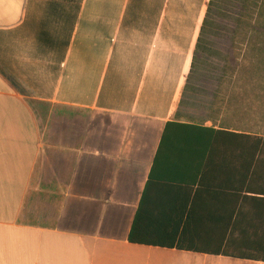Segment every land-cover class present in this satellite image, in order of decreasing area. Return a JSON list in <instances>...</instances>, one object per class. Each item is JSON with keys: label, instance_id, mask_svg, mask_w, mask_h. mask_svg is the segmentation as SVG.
Masks as SVG:
<instances>
[{"label": "crops", "instance_id": "1", "mask_svg": "<svg viewBox=\"0 0 264 264\" xmlns=\"http://www.w3.org/2000/svg\"><path fill=\"white\" fill-rule=\"evenodd\" d=\"M209 1L0 0V264H264L128 242L138 213L209 235L194 127L219 125L177 118ZM26 99L77 112L75 137Z\"/></svg>", "mask_w": 264, "mask_h": 264}, {"label": "trees", "instance_id": "2", "mask_svg": "<svg viewBox=\"0 0 264 264\" xmlns=\"http://www.w3.org/2000/svg\"><path fill=\"white\" fill-rule=\"evenodd\" d=\"M216 1L208 3L179 109L204 50ZM258 2L253 5L258 9L255 26L264 29V0ZM243 59L249 66L237 70L233 81L220 79L226 88L214 96L212 107L218 104L219 109L213 107L207 120L219 129L194 127L208 135L200 155L196 199L208 200L213 207L199 216L208 222L209 235L200 237L196 232L193 245L175 244L176 237L161 232L151 236L138 213L128 236L130 244L264 263V34L250 38Z\"/></svg>", "mask_w": 264, "mask_h": 264}, {"label": "rangeland", "instance_id": "3", "mask_svg": "<svg viewBox=\"0 0 264 264\" xmlns=\"http://www.w3.org/2000/svg\"><path fill=\"white\" fill-rule=\"evenodd\" d=\"M258 1L217 0L214 3L204 50L179 109L182 120L204 123L213 107L219 109L218 104L213 107L212 104L215 94L226 88V83L220 82V79L233 81L237 70L249 66L243 59L247 42L255 34H264V29H257L255 26L258 9L253 8V5L259 4ZM26 103L36 115L41 136L45 127L52 128V132L48 133L49 140L59 143L60 128L63 127V140L69 141L75 137V132L70 131L69 127L82 123L77 112L32 99H26ZM26 216H23V221Z\"/></svg>", "mask_w": 264, "mask_h": 264}]
</instances>
